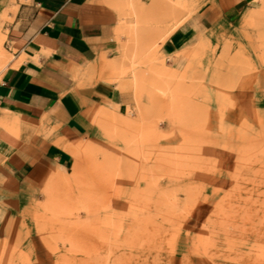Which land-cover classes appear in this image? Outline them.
Masks as SVG:
<instances>
[{
	"label": "rangeland",
	"instance_id": "obj_1",
	"mask_svg": "<svg viewBox=\"0 0 264 264\" xmlns=\"http://www.w3.org/2000/svg\"><path fill=\"white\" fill-rule=\"evenodd\" d=\"M130 1L144 22L123 28L126 0H108L99 72L121 108L100 107L71 167L27 197L0 167V264H264V0L202 22L208 0Z\"/></svg>",
	"mask_w": 264,
	"mask_h": 264
},
{
	"label": "crops",
	"instance_id": "obj_2",
	"mask_svg": "<svg viewBox=\"0 0 264 264\" xmlns=\"http://www.w3.org/2000/svg\"><path fill=\"white\" fill-rule=\"evenodd\" d=\"M256 2L208 0L200 21L216 15L234 19ZM124 5L123 28L128 17L138 28L143 16L130 0ZM167 17L171 29L184 21L176 11ZM116 23L108 0H0V32L11 54L0 73V167L17 181L20 199L50 171L71 167L70 149L90 131L100 107L124 104L123 92L99 77L102 57H113ZM184 40L180 30L166 44ZM88 67L92 76L82 74ZM3 128L8 137L18 132L14 141L1 135Z\"/></svg>",
	"mask_w": 264,
	"mask_h": 264
},
{
	"label": "bare ground",
	"instance_id": "obj_3",
	"mask_svg": "<svg viewBox=\"0 0 264 264\" xmlns=\"http://www.w3.org/2000/svg\"><path fill=\"white\" fill-rule=\"evenodd\" d=\"M3 55H4V53H3V52H1V53H0V56L2 57Z\"/></svg>",
	"mask_w": 264,
	"mask_h": 264
}]
</instances>
